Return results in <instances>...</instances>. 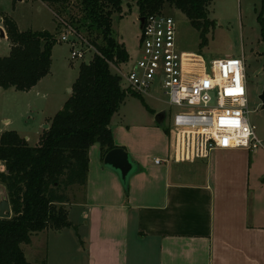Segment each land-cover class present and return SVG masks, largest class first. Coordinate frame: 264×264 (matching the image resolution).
I'll return each instance as SVG.
<instances>
[{"label":"crops","instance_id":"obj_1","mask_svg":"<svg viewBox=\"0 0 264 264\" xmlns=\"http://www.w3.org/2000/svg\"><path fill=\"white\" fill-rule=\"evenodd\" d=\"M160 111L151 108L145 125L158 135L153 153L132 145L142 130L110 125L115 144L140 166L129 196L99 144L91 146L83 200L68 206L72 226L65 227L78 230L83 264H264V165L255 160L263 151L218 149L193 163L166 162L171 141L155 120Z\"/></svg>","mask_w":264,"mask_h":264},{"label":"trees","instance_id":"obj_2","mask_svg":"<svg viewBox=\"0 0 264 264\" xmlns=\"http://www.w3.org/2000/svg\"><path fill=\"white\" fill-rule=\"evenodd\" d=\"M43 1L52 5L58 16L69 14V24L98 53L88 64L82 62L71 95L36 145H31L16 130H6L0 136V161L6 166L0 172V183L7 188L13 210L12 218H0V264H37L27 260L23 244H30L40 232L72 226L65 207L70 201L67 190L86 185L91 146L99 144L103 161L108 151L123 147L115 144L110 125L129 95L140 97L148 106L142 95L122 87L120 76L110 64L120 65L130 58L125 44L113 35V13L122 11L123 0H76L80 16L71 12L72 0ZM136 3L140 17L160 12L167 4L175 6L202 32L203 44L207 42L206 34L214 23L209 18L211 0H136ZM0 17L12 42L10 53L0 56V88L29 91L49 74L56 37L45 29L22 31L2 10ZM259 18L264 37L262 13ZM166 131L169 132L168 127ZM124 188L129 196V182Z\"/></svg>","mask_w":264,"mask_h":264},{"label":"rangeland","instance_id":"obj_3","mask_svg":"<svg viewBox=\"0 0 264 264\" xmlns=\"http://www.w3.org/2000/svg\"><path fill=\"white\" fill-rule=\"evenodd\" d=\"M75 1L72 0L71 12L80 16ZM0 10L13 18L20 30L45 29L53 33L57 40L52 47L50 72L36 86L29 91L0 88V129L16 130L24 138L29 136V143L36 145L45 125H50L51 119L71 95L82 64L81 60L72 58L70 44L60 40V35L66 28L61 20H67L68 22H65L69 23L70 15L66 13L58 16L52 5L43 0H0ZM162 11L174 16L178 23L180 50L200 53L207 61L244 56L249 89V119L257 127L258 135L264 138V108L259 98L264 87L263 22L259 18L262 13L264 21L263 0H211L209 18L214 23L206 34L205 44L202 32L191 24L190 19L182 11L168 4ZM139 17L136 0H123L122 11L113 13V35L119 42L125 44L130 55L129 62L122 65L125 71L140 57ZM2 23L0 56H5L11 51L12 42L7 35L4 22ZM1 29L5 31L4 37ZM142 97L148 106L140 97L129 95L113 115L111 123L125 129L130 127L133 133L135 129L142 130L138 134L137 142L132 145L137 151L153 153L158 135L154 127L145 126L151 117L150 109L166 112L167 118L162 130L167 140L171 134L166 128L177 109L168 103V96L159 89L152 88ZM119 139L122 140V135H119ZM255 160L264 165V151ZM262 180L264 182V177ZM67 193L70 201L65 204L66 208L73 202L83 200V186L69 187ZM76 213L75 211L72 213L71 220L79 221V214ZM74 227L77 229V226ZM54 230V233L50 234L51 238L40 232L34 237L32 245L23 244L28 260L37 264H83L85 254L81 251L78 230L65 228L64 234L58 229ZM30 250L32 252L35 250L37 256L32 257Z\"/></svg>","mask_w":264,"mask_h":264},{"label":"built area","instance_id":"obj_4","mask_svg":"<svg viewBox=\"0 0 264 264\" xmlns=\"http://www.w3.org/2000/svg\"><path fill=\"white\" fill-rule=\"evenodd\" d=\"M144 17L138 60L127 71L122 65L129 61L110 64L126 91L143 95L159 89L176 107L168 126L171 151L165 161L193 163L218 149L264 151V138L249 119L244 56L207 61L200 53L179 49L174 16L160 11ZM61 22L66 28L60 40L70 44L72 58L90 62L97 48L76 28Z\"/></svg>","mask_w":264,"mask_h":264},{"label":"water","instance_id":"obj_5","mask_svg":"<svg viewBox=\"0 0 264 264\" xmlns=\"http://www.w3.org/2000/svg\"><path fill=\"white\" fill-rule=\"evenodd\" d=\"M144 21H145L144 16L139 18L141 28L143 26ZM1 32H2V36L4 37L5 31L1 29ZM86 63L88 64L89 61H87ZM259 98L262 102V108H264V87L261 94L259 95ZM155 120L157 124H159L160 126H165L166 112L165 111L158 112L156 114ZM47 127L48 125H45V128ZM0 163L2 165L0 172H3L6 170V166L3 161H0ZM104 164L106 167L115 170L119 174L123 185L127 184L129 182L131 175L138 170L137 162L130 156L127 150L123 147L113 148L110 151H108L104 157ZM12 216H13V210L7 188L5 187L4 184L0 183V218L9 219L12 218Z\"/></svg>","mask_w":264,"mask_h":264}]
</instances>
